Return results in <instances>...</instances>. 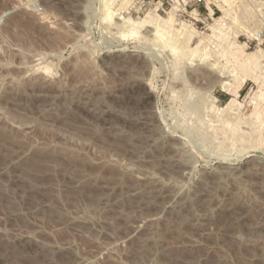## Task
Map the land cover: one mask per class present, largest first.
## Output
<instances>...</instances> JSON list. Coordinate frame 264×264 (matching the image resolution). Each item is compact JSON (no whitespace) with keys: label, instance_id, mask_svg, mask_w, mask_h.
I'll use <instances>...</instances> for the list:
<instances>
[{"label":"rangeland","instance_id":"374dc122","mask_svg":"<svg viewBox=\"0 0 264 264\" xmlns=\"http://www.w3.org/2000/svg\"><path fill=\"white\" fill-rule=\"evenodd\" d=\"M0 16V264H264V153L216 163L200 124L217 76L137 39L108 53L98 0H0Z\"/></svg>","mask_w":264,"mask_h":264},{"label":"bare ground","instance_id":"6f19581e","mask_svg":"<svg viewBox=\"0 0 264 264\" xmlns=\"http://www.w3.org/2000/svg\"><path fill=\"white\" fill-rule=\"evenodd\" d=\"M98 1L100 3L99 17L101 24H105L106 32L109 31L110 34L112 33L113 37L118 41L117 43L121 44H114L107 39L109 44L111 43L110 46H108V51L105 48L108 53L117 51L115 48L121 46L126 49L130 46L127 42L137 39L139 44L141 42V45L147 44V49H150L152 45L156 47L155 49L152 48L154 50L159 49L161 54L163 50L165 52L169 51L172 59L168 66H172V70L176 73L180 66L184 68L187 63L188 66L194 64L201 69L204 68L210 71L209 73L211 76H217V78L212 81V84H209L211 85L209 92L207 94H202V96L205 95V99H202L203 97L200 99V102L204 100V102H201L202 105L200 104L201 110L198 105H196L195 109L191 108L193 111L197 109L195 113H197L198 110H200L201 113L202 111L205 113L202 114L206 119L201 120L200 124L210 132L213 138H211L212 140L210 139L211 141H218L217 148L222 153L217 157L214 156L218 158L216 163L230 165L238 164L243 157L248 158L264 153V47H257L256 49L249 50L247 44L239 40L242 34L245 33L251 36L255 34L259 28L257 7L260 2H258V0H222L221 3H218V6L224 14H222V17H215V15H213L215 11L214 8L208 4L207 6L213 21L208 27L211 31L209 34L199 31L193 21L182 19V12L189 11V9L186 8L189 0H184V3L181 0H175L172 7L167 10L165 16L159 12L161 2H157L156 4L150 3L148 4V11L145 15H139L138 17H134L132 14V10L136 7L137 0ZM190 12L193 17H198L197 9H192ZM123 41H127L126 44L123 43ZM144 48L145 46L140 49L143 50ZM147 49L145 48V50ZM142 50L140 52H143ZM152 50H149V53H154V50ZM146 53L148 55V51ZM155 53L149 56L152 55L153 57ZM42 68L46 71L50 70V67L47 65H44ZM152 69L154 68L151 67V70ZM204 73L208 74V72ZM174 75L175 74L172 75L174 79H177V76ZM249 81L256 84L258 90L250 91V102L254 103L255 107L251 114L246 115L242 111L243 103L239 101V98L241 91ZM183 83L185 85L186 81H183ZM147 86L149 87V85ZM215 88L226 92L231 95L232 98L225 105L220 106L218 104L219 98L213 94ZM171 90V92H173L172 95H174L176 89L173 88ZM197 106L199 108H197ZM192 110H187V114L193 115L194 112ZM232 115H235L236 123L230 120ZM165 116L166 115H164L163 121L166 122L167 126H170L171 124L169 125V123H172L174 116L170 114V119L165 118ZM203 116L201 117L204 118ZM170 120L171 122H169ZM175 124H173V126ZM194 127L196 128V126ZM200 128L204 129L202 127H199V129ZM167 131L170 132L169 130ZM187 134H189L188 131L186 135ZM214 142L213 144L215 145ZM225 143H228V145L224 146ZM211 144L209 143V145Z\"/></svg>","mask_w":264,"mask_h":264},{"label":"built area","instance_id":"2783aa9c","mask_svg":"<svg viewBox=\"0 0 264 264\" xmlns=\"http://www.w3.org/2000/svg\"><path fill=\"white\" fill-rule=\"evenodd\" d=\"M184 3V0H181ZM159 2H161L160 8H159V12L161 10L162 7H164L165 2H167L168 4H173L175 2V0H159ZM222 0H189L188 4L186 5V8H188L189 10L192 9H197L198 10V17H193L190 15V17L193 19V22L196 24L199 22L204 23L202 17H204L205 19H212L211 15H210V10L208 8V4H210L213 8H214V14L213 15H218L221 12L220 7L218 6V3H221ZM258 2H260V4L257 7V21H258V25L259 28L257 30V32H255V34L248 36L247 34H244L245 36H240L239 40L244 39V43L247 44L248 49L254 47H264V0H258ZM201 7L204 8V11L201 10ZM187 13L182 12V14Z\"/></svg>","mask_w":264,"mask_h":264}]
</instances>
